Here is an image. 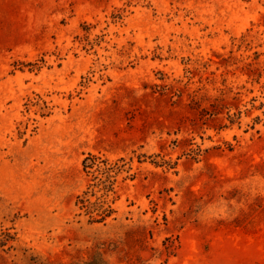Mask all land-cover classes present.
Returning a JSON list of instances; mask_svg holds the SVG:
<instances>
[{
  "label": "rangeland",
  "instance_id": "1",
  "mask_svg": "<svg viewBox=\"0 0 264 264\" xmlns=\"http://www.w3.org/2000/svg\"><path fill=\"white\" fill-rule=\"evenodd\" d=\"M0 264H264V0H0Z\"/></svg>",
  "mask_w": 264,
  "mask_h": 264
}]
</instances>
